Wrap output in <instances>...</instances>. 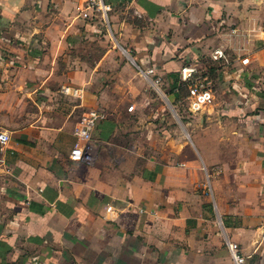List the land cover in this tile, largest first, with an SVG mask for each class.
I'll return each instance as SVG.
<instances>
[{"label":"crops","instance_id":"0c3cea01","mask_svg":"<svg viewBox=\"0 0 264 264\" xmlns=\"http://www.w3.org/2000/svg\"><path fill=\"white\" fill-rule=\"evenodd\" d=\"M81 1L0 0V264H264V0H110L107 30Z\"/></svg>","mask_w":264,"mask_h":264},{"label":"built area","instance_id":"2783aa9c","mask_svg":"<svg viewBox=\"0 0 264 264\" xmlns=\"http://www.w3.org/2000/svg\"><path fill=\"white\" fill-rule=\"evenodd\" d=\"M77 11L79 16L89 22L90 25L107 30L111 25V15L114 12V6L110 0H82L77 6ZM211 58L215 62L228 61V55L223 49L214 50ZM181 78L188 88L186 102L187 110L191 115H197L207 106L213 104L215 100V82L209 70L197 66H185L181 69ZM158 82L160 83V81ZM62 93L72 97L79 95L77 89L70 87L63 88ZM104 118L105 114L99 110L86 111L81 115L74 131L75 136L85 142L82 159L89 165L95 160L93 132ZM8 142V134L1 133V145L5 146ZM230 249L233 252L235 264H248L247 257L239 252L237 245L230 244Z\"/></svg>","mask_w":264,"mask_h":264},{"label":"rangeland","instance_id":"374dc122","mask_svg":"<svg viewBox=\"0 0 264 264\" xmlns=\"http://www.w3.org/2000/svg\"><path fill=\"white\" fill-rule=\"evenodd\" d=\"M183 105H184V109H186L187 110V102H186V100H185V102L183 103ZM188 111V110H187ZM189 115V114H188ZM174 116H175V119H179L180 117H179V115H178V113H176L175 111H174Z\"/></svg>","mask_w":264,"mask_h":264}]
</instances>
